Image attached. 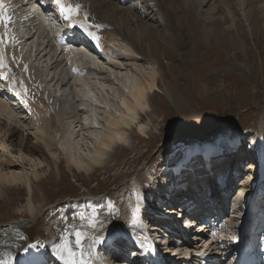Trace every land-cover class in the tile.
<instances>
[{"label":"rangeland","instance_id":"1","mask_svg":"<svg viewBox=\"0 0 264 264\" xmlns=\"http://www.w3.org/2000/svg\"><path fill=\"white\" fill-rule=\"evenodd\" d=\"M123 1L113 0L115 4L124 6L122 15L118 16H126L129 7L136 6L135 0L129 3ZM182 1L168 0L164 4L168 24L173 30L179 25L183 28L179 41L171 36L172 31L166 30L167 26L156 16L144 18L146 26L153 25L156 28L149 30L143 37L139 34L144 28L131 21L136 31L132 36L137 39L139 52L161 57L164 75L159 72L157 65L155 73L147 64L144 65L142 59L137 64L132 60H120L128 64L123 65L119 62L122 55H116L118 58L114 70L128 71L135 80L143 81L146 76L153 75L157 78L158 87L147 92V105L142 111H137L148 123L147 133H140L134 123L128 130V142L120 143L110 150L104 164L89 173L75 167L70 169L63 161L62 154L48 151L51 159L63 162L59 168L55 162L51 166L44 163L42 168L46 172L45 177L43 175L40 180L33 177L30 192L25 182L3 187L0 194V225L16 218L21 219L27 225L31 245L39 244L32 249L44 251L42 249L46 247V241L41 237V233L46 231L44 224L60 205L74 202L80 196L85 200L101 196L106 200L100 203L101 206L94 212L95 216L102 215L111 204L126 220L135 193L131 187V183L134 186L133 179L141 181L140 188L147 194L148 201H155L154 195L147 193L150 188L158 191L171 176L178 175V179L180 174L183 177L178 180V184L185 181L188 194L196 190L206 202L209 179L216 184L220 175L229 173L226 190L223 192L216 187L222 192L216 194V205L212 208L223 211L218 231H221L222 239L225 240L237 233L235 225L239 223L241 209H233L236 196L241 189H252L253 186L247 183L256 176L254 182L258 183L256 190L259 193L255 199L257 204L255 202L251 208L254 210L257 206V212H253L252 226L258 225L255 226V233L262 240L264 181H260V174L256 173L255 168L261 156L259 150L264 144V0H211L207 5L204 2L197 21L193 11ZM46 5H50L53 10L55 8V14L51 16L55 18V4L51 0L41 2V6ZM212 5L219 7L217 13L212 14ZM137 6L141 8L143 5L138 3ZM219 19L223 22L222 26L216 25L215 21ZM57 24L55 22L54 27ZM110 47L120 50L121 44L115 42ZM108 48L106 46L103 50L105 56H109ZM30 91L33 97L37 93L31 87ZM98 115L100 118L95 120L97 127L104 129L108 115L101 110ZM89 124L96 127L94 120ZM77 125V130L84 127L82 123ZM18 127L20 135H29L30 145L38 144L29 130ZM29 127L33 125L29 124ZM95 141L92 135L87 144ZM205 152L211 156L206 168L200 166L202 159H205ZM10 154H5L7 161L2 159L13 165L6 169L7 172L22 167L21 170L24 169L30 175L32 167L40 159L39 154L34 156L25 151L18 155ZM192 158L193 162L190 161ZM151 174L155 181L150 179L148 183ZM198 186L202 190L199 191ZM30 198L33 199L34 211H30ZM90 204L95 205L92 202ZM150 212H145L149 215V221L156 219V215ZM229 243L228 239L220 243L224 248L222 257L220 255L222 264L229 262L230 255L225 254Z\"/></svg>","mask_w":264,"mask_h":264},{"label":"bare ground","instance_id":"2","mask_svg":"<svg viewBox=\"0 0 264 264\" xmlns=\"http://www.w3.org/2000/svg\"><path fill=\"white\" fill-rule=\"evenodd\" d=\"M48 1L39 0L37 3L41 5V2ZM120 1L124 2L123 0ZM129 1L131 0H127L126 3H129ZM135 1L136 6L132 5L129 7L130 11L125 13L126 16H118V14L122 15L124 6L121 3L115 4L113 0H63L64 3L72 6L79 5V8L68 19L77 27H79L80 23L89 26V30L99 37V46L97 47V43L87 36L89 45H94L93 49L87 50H83V47L78 48L70 45L65 50L54 51L49 48V45L44 47L43 43L46 42L44 37H41V42H39V39L34 42L30 38H20L19 34H17V29L12 27L14 29L12 30L9 27L10 23H15L14 16L12 18L6 13L10 18L7 25L0 21V41H2L0 42V74H4L5 78L11 81L13 79L17 83L14 88L20 94L21 103H23L20 108L21 111H17L14 106H9L5 102V93L0 95V131L3 133L0 136V147L2 148L0 159L7 161L6 153H16L18 155L22 151L34 156L39 154L40 157L35 166L33 165L30 175L24 169L21 170L22 167L20 170L15 169V171L10 170V172H7L6 169L11 168L13 166L12 163L0 161V194L3 187L23 182L28 184L30 192L33 177L40 180L46 173H44L42 168L46 162L49 166L55 162V166L59 168L60 164L66 161L70 169L75 167L77 170L89 173L104 164L105 157L110 150L120 143L128 142V130L133 127L134 123L140 133H147L148 123L144 122V118L137 111L147 105V92L158 87L157 78L155 75H148L149 77L146 76L143 81L135 80L128 74V71L118 72V70H114L116 59L118 58L116 55H122L121 58L119 57V62L120 60H126V62L127 60H132L134 64H137L142 59L145 62L144 65L147 64L155 73V65H157L159 72L164 75L161 57L157 54L144 55L139 52L136 43L137 39L135 40L132 36L136 31L132 27L133 23L131 21L144 28L139 34L140 37H143L149 30H155L156 28L153 25L146 26L147 24L143 23L144 18L149 15L160 18L162 24L167 26L166 30L174 31L173 33L170 31V34L177 40L181 39L183 28L179 25L177 29L174 28L173 30V27L168 24V13L164 9V4L168 0ZM183 1L187 8L193 11L197 21L200 19L201 5L204 2L207 5L211 0ZM10 2L12 1L4 0L5 8L9 6ZM15 2V5L19 4L24 8V19L27 15L36 13V11L34 13L31 10L29 11L27 4H24L23 0H16ZM138 3L143 6L141 8L138 7ZM36 5V3H31L32 9ZM55 6L59 10L58 6ZM212 6L213 8H210L211 12H213L212 14L217 13L219 7ZM45 8L48 12L55 13L50 5H46ZM62 16L67 18L66 14ZM215 22H217L216 25L218 26L223 25L221 19ZM36 24H39V21H36ZM176 24L178 25L177 22ZM34 28L37 29L36 27ZM44 31L45 29L40 27V32L43 33ZM17 38L20 41H17ZM115 42H118V45L121 44L120 50L116 48L113 50L110 47ZM85 44L88 43H83V45ZM106 46H109L107 55L110 57L102 54ZM95 48H102V50L101 52H95ZM184 70L186 71L187 69ZM4 85L1 82L0 88H3ZM30 87L37 92L34 97L31 95ZM100 110L108 115L105 118L104 129L100 128V126L97 127L98 123L95 121L100 118L98 115ZM93 120L96 127H92L89 124ZM79 123H82L84 127L83 129L80 127V130H77V124ZM29 124L33 125V127H29ZM18 125L27 131L29 130V133L33 135L38 144L30 145L29 135L25 136L23 133L20 135L21 131ZM92 135L96 141L87 144L89 137ZM48 151L62 154L63 161L58 160L59 162H57L53 158L51 159L47 154ZM259 151L261 156L255 170L256 173L260 174L261 180H264V144ZM203 157L206 158L205 156ZM149 177L155 181L152 174ZM255 177L250 179L251 182H248L247 185L254 183ZM133 180L137 191L143 192L137 185L139 180L136 178ZM207 187H211L213 192L211 196H214L215 199L217 196L216 191H220L213 185H208ZM160 189L162 190V188ZM254 189L255 186L250 190L241 189L239 196L235 199V206H233L234 210H242V212L240 211L242 217L239 228L237 230L235 227V231L239 232V234L243 232L248 237L254 236L250 228L254 224L252 217L255 209L252 210L251 208L255 201L249 200V196ZM257 193L259 192L257 191ZM197 198L200 202L202 201L198 194ZM105 200L98 198L89 201L80 196L74 202H66L60 205L59 208L54 209V214L44 224L46 233H41V237L46 241V247L42 249L44 250L42 252L31 247L28 248L27 252L22 250L24 247L31 245L32 242L27 231V225L21 219L16 218L10 222L1 223L0 261L10 262V264H58V261L52 255V251L65 242L68 243L69 247L75 249L74 233L75 231H80L83 234L81 248L83 249V258L86 264H127L124 261V255L121 256L119 251L112 250L111 244L106 245L107 239L105 240V238L113 236L114 233L119 235L124 228L132 232L134 236H137L139 241L142 240V236H150L148 233V226L150 225H147L148 216L142 215V209H140L144 205V196L141 193L135 198L133 203H130L132 205L130 207L131 211H129L126 220H123L122 214L118 213L115 206L111 204L105 208L102 215L95 216L94 212L101 206L100 203ZM91 202L95 203V205H91ZM245 202L248 203L243 207L242 203ZM29 205L30 211H34L33 199H31ZM43 223L40 222L39 224ZM191 223V219H186L183 227H188ZM239 234L236 233L230 236H233L232 239L234 238L237 241ZM216 235L217 240L221 244L228 239H222L221 231H218ZM97 239L103 240L101 243H94ZM252 245L253 254H260L264 249V238L259 240L255 235ZM230 246L233 247L232 243ZM121 248L120 246L118 247L119 250ZM217 249L222 248L219 247ZM207 251L206 249L203 252L207 253ZM214 254L211 253L210 263L214 262ZM111 255H113V260H111ZM77 256H80L79 250H77ZM233 257L231 255L228 258V260L230 259L229 264L235 262ZM217 260H215L216 264L219 263V260Z\"/></svg>","mask_w":264,"mask_h":264},{"label":"snow or ice","instance_id":"3","mask_svg":"<svg viewBox=\"0 0 264 264\" xmlns=\"http://www.w3.org/2000/svg\"><path fill=\"white\" fill-rule=\"evenodd\" d=\"M53 4L57 5L59 8L60 14H66L67 18H71L72 14L79 8V5L72 6L67 3H64L63 0H52ZM6 8L4 4V0H0V21L4 22L5 25L9 22L10 18L6 15ZM73 26H76L75 24ZM79 27L84 31V33L91 37L94 42L97 43V47L99 46V37L93 32L89 30V26L80 23ZM2 42V41H0ZM82 232L75 231V245L76 248L69 247L68 243L65 242L64 244L56 247L54 251H52V255L55 257L58 264H86L83 258V249L81 248L82 245ZM103 239H97L94 243H101ZM39 244L35 245H28L24 247L22 250L27 252L29 247H38ZM91 247V245H90ZM141 249L147 247L145 244L138 245ZM77 250L80 251V256H77ZM0 264H10V262L0 261Z\"/></svg>","mask_w":264,"mask_h":264}]
</instances>
